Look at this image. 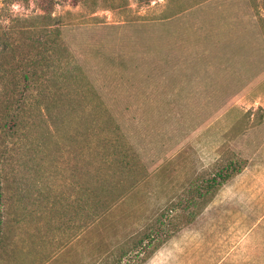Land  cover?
I'll use <instances>...</instances> for the list:
<instances>
[{
  "label": "rangeland",
  "instance_id": "1",
  "mask_svg": "<svg viewBox=\"0 0 264 264\" xmlns=\"http://www.w3.org/2000/svg\"><path fill=\"white\" fill-rule=\"evenodd\" d=\"M1 6L15 15L41 12L39 0ZM52 12L62 17L75 62L137 151L142 174L98 217L83 214L74 227H42L36 238L9 242L0 264H109L119 243L162 209L174 203L169 214L182 213L191 184L234 154L244 168L190 223L150 257L149 248L122 259L214 264L223 249L217 241L230 238L225 232L238 216L246 219L248 191L264 175V0H53ZM77 162L67 154L56 164L55 187L70 190L73 168L86 166Z\"/></svg>",
  "mask_w": 264,
  "mask_h": 264
},
{
  "label": "trees",
  "instance_id": "2",
  "mask_svg": "<svg viewBox=\"0 0 264 264\" xmlns=\"http://www.w3.org/2000/svg\"><path fill=\"white\" fill-rule=\"evenodd\" d=\"M39 6L41 12L34 15L0 7V255L15 239L29 233L36 238L42 227L71 228L80 215L103 214L139 183L143 169L137 151L75 62L63 39L62 17L53 15V0H39ZM67 154L86 166L73 168L75 178L64 191L52 178ZM244 166L245 160L234 154L221 159L209 176L191 184L183 208L193 210L169 214L174 203L162 209L154 222L119 243L118 256L109 264H123L128 253L149 248L145 259L150 257Z\"/></svg>",
  "mask_w": 264,
  "mask_h": 264
},
{
  "label": "crops",
  "instance_id": "3",
  "mask_svg": "<svg viewBox=\"0 0 264 264\" xmlns=\"http://www.w3.org/2000/svg\"><path fill=\"white\" fill-rule=\"evenodd\" d=\"M247 178L253 179L249 175ZM255 179L262 184L248 191L243 210L247 214L246 219L244 215L238 216V224L225 229L230 238L217 241L223 249L214 264H264L260 257L264 254V175Z\"/></svg>",
  "mask_w": 264,
  "mask_h": 264
}]
</instances>
